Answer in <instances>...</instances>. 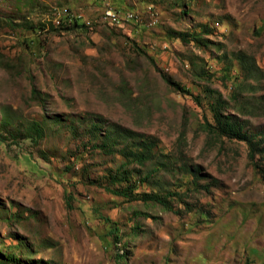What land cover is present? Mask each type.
I'll list each match as a JSON object with an SVG mask.
<instances>
[{
  "label": "rangeland",
  "instance_id": "374dc122",
  "mask_svg": "<svg viewBox=\"0 0 264 264\" xmlns=\"http://www.w3.org/2000/svg\"><path fill=\"white\" fill-rule=\"evenodd\" d=\"M216 92L264 129V0H0V264H264V181L205 130Z\"/></svg>",
  "mask_w": 264,
  "mask_h": 264
},
{
  "label": "trees",
  "instance_id": "16d2710c",
  "mask_svg": "<svg viewBox=\"0 0 264 264\" xmlns=\"http://www.w3.org/2000/svg\"><path fill=\"white\" fill-rule=\"evenodd\" d=\"M164 79L169 84L176 85V87L184 93H189L186 89L181 88L178 84L173 82L168 76L164 75ZM33 95L40 98V92H38L35 87L33 88ZM227 104L228 103L223 99L221 93L216 92L214 101L210 104L212 121H209L206 118L204 122V128L208 134L214 137L245 142L247 145L248 160L264 181V129L255 133L247 132V130H245V125L247 122L234 114L225 112ZM124 134H126L128 138L140 140L144 150L140 152H134L133 155L134 159H137L140 163L145 162L149 157L150 150L148 140L144 139L142 135L136 134V132H132L130 130H126ZM43 136L44 129L38 121H32L24 129L23 137L30 139L33 142H39ZM128 187L129 184L125 187L117 188L116 190H113V192L115 194L129 196L131 190ZM140 197L144 201H154L167 209H172L171 200L168 194H161L159 192H145L140 194Z\"/></svg>",
  "mask_w": 264,
  "mask_h": 264
}]
</instances>
